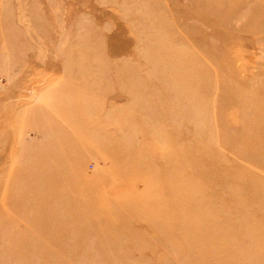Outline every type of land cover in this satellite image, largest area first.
Segmentation results:
<instances>
[{"label": "rangeland", "instance_id": "rangeland-1", "mask_svg": "<svg viewBox=\"0 0 264 264\" xmlns=\"http://www.w3.org/2000/svg\"><path fill=\"white\" fill-rule=\"evenodd\" d=\"M254 1L0 0V264H264Z\"/></svg>", "mask_w": 264, "mask_h": 264}, {"label": "bare ground", "instance_id": "bare-ground-1", "mask_svg": "<svg viewBox=\"0 0 264 264\" xmlns=\"http://www.w3.org/2000/svg\"><path fill=\"white\" fill-rule=\"evenodd\" d=\"M208 1H218L221 5V9L226 11V10H229L238 0H207V2ZM263 14H264V0H255L254 4H252V9L249 13V16L253 15L255 17H261ZM175 38L176 36H173L174 40ZM181 38L184 40L185 43H178L179 45L175 46L174 43L169 42L172 44V46H166L168 48V49L166 48V57L170 60L175 61L174 65L172 64L173 68L175 69L178 68V70L181 71V79L183 81V84L178 89L181 90L184 87L188 90L189 89L193 90V89H196L198 86H205L208 89L209 87H211V85L214 84V82L212 81V77L210 76V73H209L210 67L206 68L207 65L204 63L205 62L204 56H208V55L205 52H204L205 53L204 55L203 51H199V48H198V51H199L198 55H201V56H198L199 58L198 61L194 65L193 64L187 65L186 63L188 62L189 59L195 60L196 58L195 56H189L191 54H197V52L195 51V48H193L196 45L194 44L190 45L189 43H187L188 39L186 37L182 36ZM198 64L200 66L198 67V73H191V70L194 67H197ZM198 89L200 88L198 87ZM246 91H244L242 94L244 98L246 96V93H245ZM194 95L195 93L193 92L188 98L192 100ZM208 97L209 96L206 92V99H208ZM197 107H198V111L202 113V111L204 110L205 104L198 100L194 108H197ZM239 107H240L239 116L241 119V128L239 132L243 135L255 134L256 131H254L253 128L256 126V123L255 121L248 120L246 116V113L249 111V108L251 109L250 105H248L247 102H244V103H239ZM260 110L264 112V104L261 105ZM254 119L260 121V119L257 116H255ZM249 146H251L254 150H244L242 153L254 155L255 157L252 156L251 158V161L253 162L255 161V159L257 163L264 162V145L262 148L261 147L254 148L251 144H249Z\"/></svg>", "mask_w": 264, "mask_h": 264}]
</instances>
